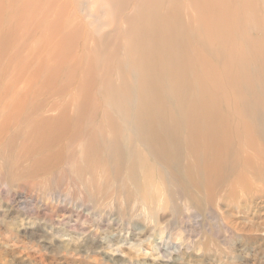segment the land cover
Returning <instances> with one entry per match:
<instances>
[{"label": "bare ground", "instance_id": "1", "mask_svg": "<svg viewBox=\"0 0 264 264\" xmlns=\"http://www.w3.org/2000/svg\"><path fill=\"white\" fill-rule=\"evenodd\" d=\"M62 1L0 0V63L18 62L11 80L0 65L4 173L74 155L111 167L100 180L138 170L143 193L170 180L189 200L264 183V0H92L110 23L97 35Z\"/></svg>", "mask_w": 264, "mask_h": 264}, {"label": "rangeland", "instance_id": "2", "mask_svg": "<svg viewBox=\"0 0 264 264\" xmlns=\"http://www.w3.org/2000/svg\"><path fill=\"white\" fill-rule=\"evenodd\" d=\"M67 4L87 32L109 30L106 8L97 13L92 0ZM102 21L107 27H98ZM13 30L20 42L34 39L19 27ZM93 43L89 39L91 49ZM20 53L28 58L24 49ZM15 56L0 63L11 64L9 80L18 65L11 62ZM127 94L130 106L131 91ZM75 160L73 155L33 178L25 177L31 169L24 160L20 167L26 172L17 170L16 177L0 169V264H264V183L249 189L236 183L231 192L228 182L214 189L211 200H189L173 181L157 182L143 193L138 170L123 184L120 177L100 180L111 167L95 162L84 170Z\"/></svg>", "mask_w": 264, "mask_h": 264}]
</instances>
